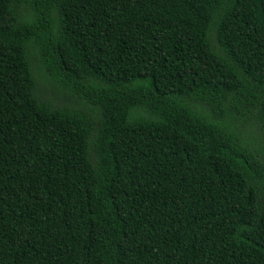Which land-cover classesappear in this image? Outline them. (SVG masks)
Here are the masks:
<instances>
[{"label":"trees","instance_id":"obj_1","mask_svg":"<svg viewBox=\"0 0 264 264\" xmlns=\"http://www.w3.org/2000/svg\"><path fill=\"white\" fill-rule=\"evenodd\" d=\"M0 264H264V0H0Z\"/></svg>","mask_w":264,"mask_h":264},{"label":"rangeland","instance_id":"obj_2","mask_svg":"<svg viewBox=\"0 0 264 264\" xmlns=\"http://www.w3.org/2000/svg\"><path fill=\"white\" fill-rule=\"evenodd\" d=\"M34 70L38 80V91L40 95L70 103L76 102L73 98L69 97L65 91L58 87L52 77L42 68L40 62L37 60L34 62ZM258 145H260V141H258Z\"/></svg>","mask_w":264,"mask_h":264}]
</instances>
